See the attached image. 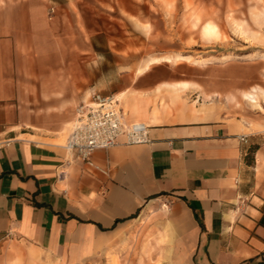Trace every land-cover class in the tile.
<instances>
[{
    "label": "crops",
    "instance_id": "obj_1",
    "mask_svg": "<svg viewBox=\"0 0 264 264\" xmlns=\"http://www.w3.org/2000/svg\"><path fill=\"white\" fill-rule=\"evenodd\" d=\"M87 7L0 0V251L30 245V264H47L35 252L63 264H264V110L233 106L264 93L237 77L207 88L167 64L178 55L94 28ZM97 92L148 124L150 142L97 148L90 165L65 141Z\"/></svg>",
    "mask_w": 264,
    "mask_h": 264
},
{
    "label": "rangeland",
    "instance_id": "obj_2",
    "mask_svg": "<svg viewBox=\"0 0 264 264\" xmlns=\"http://www.w3.org/2000/svg\"><path fill=\"white\" fill-rule=\"evenodd\" d=\"M84 13L108 35L140 37L151 51L178 55L167 64L186 75H202L207 88L215 80L222 84L237 77L264 91V0H93V8ZM203 97L212 95L204 92ZM220 99L223 107L228 97ZM257 101L253 106L246 99L234 100L233 106L264 110L260 93ZM32 248L11 242L0 251V264H30ZM35 253L47 264H63ZM107 256L106 264H119L116 254Z\"/></svg>",
    "mask_w": 264,
    "mask_h": 264
},
{
    "label": "built area",
    "instance_id": "obj_3",
    "mask_svg": "<svg viewBox=\"0 0 264 264\" xmlns=\"http://www.w3.org/2000/svg\"><path fill=\"white\" fill-rule=\"evenodd\" d=\"M49 10L54 11L52 7ZM146 142H150L149 125L143 121H124L118 98L97 92L90 103L77 108L65 147L75 158L91 165V154L97 148Z\"/></svg>",
    "mask_w": 264,
    "mask_h": 264
},
{
    "label": "bare ground",
    "instance_id": "obj_4",
    "mask_svg": "<svg viewBox=\"0 0 264 264\" xmlns=\"http://www.w3.org/2000/svg\"><path fill=\"white\" fill-rule=\"evenodd\" d=\"M261 92L264 93V91H261ZM245 96L250 101H254V100L256 101L257 100V95L255 92H247V93H245Z\"/></svg>",
    "mask_w": 264,
    "mask_h": 264
},
{
    "label": "trees",
    "instance_id": "obj_5",
    "mask_svg": "<svg viewBox=\"0 0 264 264\" xmlns=\"http://www.w3.org/2000/svg\"><path fill=\"white\" fill-rule=\"evenodd\" d=\"M253 150H255V147H252V148H251V151H253Z\"/></svg>",
    "mask_w": 264,
    "mask_h": 264
}]
</instances>
